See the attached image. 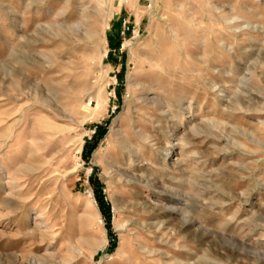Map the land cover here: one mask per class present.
<instances>
[{
    "label": "rangeland",
    "instance_id": "obj_1",
    "mask_svg": "<svg viewBox=\"0 0 264 264\" xmlns=\"http://www.w3.org/2000/svg\"><path fill=\"white\" fill-rule=\"evenodd\" d=\"M0 264H264V0H0Z\"/></svg>",
    "mask_w": 264,
    "mask_h": 264
},
{
    "label": "trees",
    "instance_id": "obj_2",
    "mask_svg": "<svg viewBox=\"0 0 264 264\" xmlns=\"http://www.w3.org/2000/svg\"><path fill=\"white\" fill-rule=\"evenodd\" d=\"M105 131H106V128L103 125H98V124L96 125V132H95V136H94V142H93V145L90 148V151H92V149L95 148V146L98 144V141L103 136V134L105 133ZM97 194L99 196L98 198L100 200V204L102 206V209L104 210V212L107 215V220H108V223H109L110 222L109 220L112 217L111 216L110 206L105 201L104 196L101 195L100 189L98 190ZM114 247H115V245H112L109 250L110 251L113 250Z\"/></svg>",
    "mask_w": 264,
    "mask_h": 264
},
{
    "label": "built area",
    "instance_id": "obj_3",
    "mask_svg": "<svg viewBox=\"0 0 264 264\" xmlns=\"http://www.w3.org/2000/svg\"><path fill=\"white\" fill-rule=\"evenodd\" d=\"M130 26L129 25H127V22L125 21L124 22V30H123V33H126L128 30H130ZM123 52V51H122Z\"/></svg>",
    "mask_w": 264,
    "mask_h": 264
},
{
    "label": "bare ground",
    "instance_id": "obj_4",
    "mask_svg": "<svg viewBox=\"0 0 264 264\" xmlns=\"http://www.w3.org/2000/svg\"><path fill=\"white\" fill-rule=\"evenodd\" d=\"M109 26H110V23L109 22H105V28L107 29V28H109ZM96 32V31H95ZM97 106V105H96ZM101 107V106H100ZM59 148V147H58ZM158 226V225H157ZM112 255V254H111Z\"/></svg>",
    "mask_w": 264,
    "mask_h": 264
}]
</instances>
